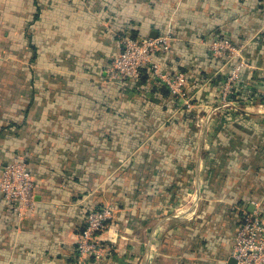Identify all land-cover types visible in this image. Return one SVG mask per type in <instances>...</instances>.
Returning a JSON list of instances; mask_svg holds the SVG:
<instances>
[{"label":"crops","instance_id":"1","mask_svg":"<svg viewBox=\"0 0 264 264\" xmlns=\"http://www.w3.org/2000/svg\"><path fill=\"white\" fill-rule=\"evenodd\" d=\"M169 30L158 59L186 74L191 108L147 69L134 88L108 79L126 37ZM220 36L246 43L252 68L241 110L211 114L230 71L208 46ZM263 68L264 0H0V174L21 161L36 182L21 216L0 200V264H77L106 205L93 264H231L245 212L264 205Z\"/></svg>","mask_w":264,"mask_h":264},{"label":"built area","instance_id":"2","mask_svg":"<svg viewBox=\"0 0 264 264\" xmlns=\"http://www.w3.org/2000/svg\"><path fill=\"white\" fill-rule=\"evenodd\" d=\"M173 39L172 30L156 38L126 37L122 52L107 70L109 81L134 88L142 84L143 71L147 69L159 85L166 87L173 98L182 102V106L191 108L193 98L188 91L186 74L164 70L158 59L171 50ZM208 46L213 56L224 60L230 68L220 85L218 104L211 114L227 108L241 110L235 96L244 72L252 68L246 57L247 44H235L229 37L220 36ZM35 193V178L24 162H12L0 174V200L13 205L18 215L35 208ZM254 204L253 211L245 212L236 232L233 258L237 264H264V205L262 201ZM116 215L117 209L111 205L94 207L89 211L77 242V264L100 263L106 258L108 249L102 243L101 234Z\"/></svg>","mask_w":264,"mask_h":264},{"label":"rangeland","instance_id":"3","mask_svg":"<svg viewBox=\"0 0 264 264\" xmlns=\"http://www.w3.org/2000/svg\"><path fill=\"white\" fill-rule=\"evenodd\" d=\"M184 206H183V208H182V210H181V212H180V215L182 214V212H183V210H184ZM186 210H187V207H186ZM150 247V252H149V254H147V258H148V262H154L155 261V258H156V256H157V254H158V249L156 248V245H154V246H151V245H149ZM147 258H146V261H147ZM143 261H141V260H138L137 261V264H143L142 263ZM147 263V262H146Z\"/></svg>","mask_w":264,"mask_h":264},{"label":"water","instance_id":"4","mask_svg":"<svg viewBox=\"0 0 264 264\" xmlns=\"http://www.w3.org/2000/svg\"><path fill=\"white\" fill-rule=\"evenodd\" d=\"M158 36V34H155V35H151L150 37H152V38H156ZM230 263L231 264H237V261L235 260V259H231L230 260Z\"/></svg>","mask_w":264,"mask_h":264},{"label":"trees","instance_id":"5","mask_svg":"<svg viewBox=\"0 0 264 264\" xmlns=\"http://www.w3.org/2000/svg\"><path fill=\"white\" fill-rule=\"evenodd\" d=\"M85 225V224H84ZM83 229V228H82ZM82 229L80 230L79 234L81 233Z\"/></svg>","mask_w":264,"mask_h":264}]
</instances>
